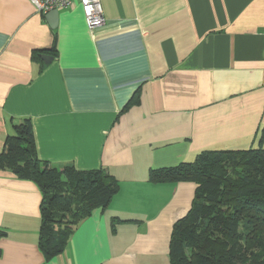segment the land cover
I'll return each mask as SVG.
<instances>
[{"label": "crops", "instance_id": "1", "mask_svg": "<svg viewBox=\"0 0 264 264\" xmlns=\"http://www.w3.org/2000/svg\"><path fill=\"white\" fill-rule=\"evenodd\" d=\"M102 6L105 23L90 29L79 0L56 17L31 0H0V153L29 117L42 160L104 168L120 182L48 258L42 192L0 168V264H171L173 226L197 184L154 183L150 169L260 145L264 0Z\"/></svg>", "mask_w": 264, "mask_h": 264}, {"label": "trees", "instance_id": "2", "mask_svg": "<svg viewBox=\"0 0 264 264\" xmlns=\"http://www.w3.org/2000/svg\"><path fill=\"white\" fill-rule=\"evenodd\" d=\"M138 102L136 95L127 107ZM263 138L264 131L255 148L203 150L193 161L150 169L154 183L197 184L190 210L173 226L171 264H264ZM0 168L34 181L42 192L39 245L48 258L63 252L75 227L96 207L107 208L120 190L104 168L42 160L29 117L8 137Z\"/></svg>", "mask_w": 264, "mask_h": 264}, {"label": "built area", "instance_id": "3", "mask_svg": "<svg viewBox=\"0 0 264 264\" xmlns=\"http://www.w3.org/2000/svg\"><path fill=\"white\" fill-rule=\"evenodd\" d=\"M76 0H31L43 12L51 9L68 8ZM90 29H96L105 23L102 0H79Z\"/></svg>", "mask_w": 264, "mask_h": 264}, {"label": "water", "instance_id": "4", "mask_svg": "<svg viewBox=\"0 0 264 264\" xmlns=\"http://www.w3.org/2000/svg\"><path fill=\"white\" fill-rule=\"evenodd\" d=\"M57 12H58V10H57V9H54V10L51 12L50 16L53 17V15H54V17H56ZM55 22H56V19H55ZM42 58H43L45 61H49L50 59H52V56H50V55H48V54H43V55H42Z\"/></svg>", "mask_w": 264, "mask_h": 264}]
</instances>
